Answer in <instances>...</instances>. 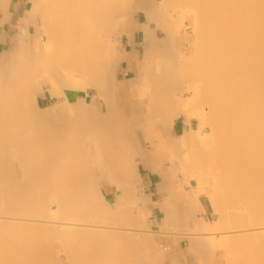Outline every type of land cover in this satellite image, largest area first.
I'll use <instances>...</instances> for the list:
<instances>
[{
	"label": "bare ground",
	"instance_id": "obj_1",
	"mask_svg": "<svg viewBox=\"0 0 264 264\" xmlns=\"http://www.w3.org/2000/svg\"><path fill=\"white\" fill-rule=\"evenodd\" d=\"M10 1L0 0V20ZM135 14L144 15L145 54L137 97L117 113L115 34ZM23 21L14 56L0 64V264H214L213 235L221 229H229L223 240L239 246L240 264H264V0H33ZM192 40L182 62L177 46ZM170 82L175 92L187 82L185 93L173 94ZM45 94L64 108L40 109ZM198 107L204 122L213 117L205 149L202 130L169 137L173 123ZM151 131L159 145L148 153L140 142ZM160 149L207 168L208 178L205 170L192 174L199 183L193 195L178 197L213 200L215 190L222 224L190 221L187 234L195 233L168 244L129 229L137 215L106 206L98 165L118 180L128 208L130 176ZM15 160L23 166L20 183ZM94 216L105 218L101 226ZM174 222L167 214L157 233Z\"/></svg>",
	"mask_w": 264,
	"mask_h": 264
},
{
	"label": "crops",
	"instance_id": "obj_2",
	"mask_svg": "<svg viewBox=\"0 0 264 264\" xmlns=\"http://www.w3.org/2000/svg\"><path fill=\"white\" fill-rule=\"evenodd\" d=\"M32 7L33 0H11L5 12H3V16L0 20V60H5L14 56V52L16 50L15 41L18 35L17 32H19L18 29L20 30L19 26H26V24L23 23L25 22L23 21V18L27 16V13L32 9ZM133 20H136L134 21L136 22V25ZM142 23L143 22L140 17L135 14L130 26L121 34L120 41L115 47L117 61L114 65V77L117 82V89L116 96L114 98V105L117 113L124 112V108L127 109V106L132 101V97H135V90L132 84L135 83V79L140 72L141 63L145 54V36L144 32L139 28ZM28 29L31 37H34L35 26L30 20ZM38 98L37 103L38 106L40 105L39 108L42 110L56 105L60 108H64L63 101L59 98H52L47 94L39 96ZM98 103L99 107L103 106L101 101ZM186 120L187 117L185 115H181L173 123L169 136L172 140L183 137L190 130H195V120H189V123H186ZM153 134L154 133L151 131V134H149L146 138H142L140 142L143 146L146 144L144 147L149 152L152 151V145H159V142L157 141L158 139ZM179 159H181L180 161L184 163V155H180L179 158H173L160 149L159 153H155L151 159L147 156L144 157V163H139L137 166V177L140 179L138 188L142 196L140 209L149 225H151L152 228L159 230L161 225L164 223L167 214H171L173 222L175 218H178L173 223L176 227L173 224H170L172 227L169 225L170 228L167 232L168 239L165 238L168 244H174L175 241L177 242L175 235H181L184 233L182 230H190L192 227L190 221L210 224V217L212 216L209 207L203 201V196L198 197L190 204H186L185 202L179 200L178 196L193 195L195 191L193 180L191 181L186 177L184 170L185 167ZM158 163L160 164L158 165ZM98 175L100 191L104 199L108 201L109 204L117 205L123 198V192L118 189V180L110 177L109 172L103 164L98 165ZM214 224L215 216L213 212V225ZM217 239V236H213V257L215 260L217 259L213 262L214 264L218 263L217 250L219 246L217 245ZM193 263L194 262H192L191 259L188 260V264Z\"/></svg>",
	"mask_w": 264,
	"mask_h": 264
},
{
	"label": "rangeland",
	"instance_id": "obj_3",
	"mask_svg": "<svg viewBox=\"0 0 264 264\" xmlns=\"http://www.w3.org/2000/svg\"><path fill=\"white\" fill-rule=\"evenodd\" d=\"M140 19H141V21L142 22H144V15L143 14H141L140 15ZM134 21H136V20H133V22ZM134 24L136 25V22H134ZM183 32H185V30H183ZM188 35H190V36H192L191 35V33L189 32V34ZM117 36V37H116ZM120 36V37H119ZM17 37H18V35H17ZM17 37H16V39H17ZM121 38V35L119 34H115V39H116V42L115 43H119V39ZM116 44V45H117ZM193 45V40L190 42V43H182V44H180V45H178L177 46V52H178V54H179V57L182 59V62H185V61H188V54H190L189 52V50H190V46H191V50H192V45ZM116 45H115V47H116ZM187 58V59H186ZM194 58H196V57H194ZM10 59L11 58H8V59H5V60H0V64H5V63H7L8 61H10ZM115 83H116V85H117V82H116V79H115ZM172 87H173V89H174V84H173V82H170L169 83ZM133 86H135L136 84L135 83H133L132 84ZM169 85V86H170ZM182 85V86H181ZM181 85H180V89L178 88V90H177V92H178V95L180 94V93H182L183 91H185L186 90V87H187V82H183V83H181ZM117 87V86H116ZM171 88V87H170ZM172 89V88H171ZM173 89H172V92H173V94H176L177 95V92H175V89H174V91H173ZM136 91V90H135ZM185 92H183L182 94H184ZM135 96H136V92H135V94H134ZM187 96H186V98H188V99H190L191 98V95L190 94H186ZM137 97V96H136ZM88 109H89V111H92V109H93V103H95V100L93 99V95L92 94H90V96L88 97ZM203 104V102L201 103V105ZM205 104V103H204ZM200 109H201V107H198V108H196L195 109V111H194V113L193 112H191V115H186L185 114V116L186 117H188L189 116V118L192 120H195V122H196V126H195V130L194 131H201L202 130V134H201V137H202V140L200 141V146L199 147H201V148H203V149H205L206 148V143H207V141L209 140V135H210V132H211V130H210V127L211 126H209V123H208V121L210 120H206L207 121V123H208V125H207V123L206 122H204V119H203V117L201 118V116L199 115L201 112H200ZM201 110H203L202 112H203V115H204V113H205V118H207L208 116H210V114L208 113V112H210V105H209V110H208V106L206 105V106H204V109H203V107H202V109ZM199 112V113H198ZM207 112V113H206ZM212 112V111H211ZM213 113V112H212ZM197 114H198V116H197ZM196 116H197V118H198V120L196 119ZM200 116V117H199ZM202 119V121H201V119ZM211 118V117H210ZM59 121H61V120H59ZM199 121V122H198ZM213 122V117H212V119L210 120V122ZM202 124V125H201ZM203 124H204V126H203ZM206 124V125H205ZM202 126V127H201ZM199 129V130H198ZM147 152L149 153V151L147 150ZM3 162H4V168H5V170L6 171H8V170H11L10 168L8 169V161L7 160H3ZM21 163V162H20ZM19 163V161H17V160H15L14 161V178H13V180L15 181V182H22V173H23V169H21V168H23V166L22 167H20L22 164H20ZM194 164V162H186V159L184 158V163H183V165L184 164H188L189 165V167L188 168H191V167H194V168H196V169H194V168H192V169H194L193 171H191V169L189 170V171H187V170H185L187 167L184 165V167H185V175H186V177L189 179V180H193V186H194V189H196L197 187H198V185H199V183H197L198 181H196V178H194L193 176L194 175H192L193 173H195V175H197V172L198 171H206L207 170V168L204 166V165H202L201 164V168H199L198 169V166H196V165H198V164H196V162H195V166L193 165ZM197 163H199V162H197ZM201 163V162H200ZM199 163V164H200ZM204 163V162H203ZM205 164V163H204ZM3 167V166H2ZM205 168V169H204ZM8 169V170H7ZM197 169H198V171H197ZM187 171V172H186ZM204 171V172H205ZM192 175V177L194 178V179H191L192 177H191V175ZM208 171H206V173H205V177H202L204 174L202 173L199 177H202V178H208ZM199 175V174H198ZM131 177V181H130V190H131V201H130V204L131 205H129L130 207H121V205H122V203L124 202V201H119V203L117 204V205H113V204H109L108 203V201H106L105 199H103V201L105 202V204H106V206L109 208V209H111V211H119L120 212V214H125V212L126 213H128V212H131L134 216L135 215H137V216H135V217H138L137 219H139V224H138V220L136 219V221L134 222V224H131L129 227H132V228H129V229H131V230H135L136 228L137 229H139L140 228V231H143V235L144 236H151L152 237V239H157V238H166V239H168V235H167V232H168V230H169V228L167 229V230H163V233L162 234H160V233H157V232H160L159 230H156L155 228H152L151 227V225H149V223H148V221L144 218V215H143V213H142V211H141V209H140V203L142 202L141 200H139L140 198H142V196H141V192H140V190H139V188H138V184H139V179H138V177L135 175V176H130ZM135 189V194H134V189ZM100 189V188H99ZM214 189V188H213ZM0 191H2L3 192V188L1 187V184H0ZM1 192V193H2ZM100 193H101V191H100ZM4 194V193H3ZM138 194V195H137ZM5 195V194H4ZM102 195V194H101ZM216 195V192H215V190H213V200H212V198L210 197L209 198V195L208 194H204V195H202L203 196V201H204V203H206L207 204V206L209 207V210H210V212H211V214H212V216L210 217V224L209 225H211V226H213V212H214V216H215V224L214 225H216V224H222V221H220L219 220V213H218V209H216L217 207H218V205L217 204H215L217 201L215 200V198H214V196ZM0 196H3V195H1L0 194ZM103 196V195H102ZM136 197H137V199H136ZM139 197V198H138ZM104 198V197H103ZM121 198H122V196H121ZM120 198V199H121ZM2 198H0V200H1ZM6 201V198L4 197L2 200H1V202L2 201ZM179 200H180V198H179ZM135 202V203H134ZM1 204V203H0ZM4 204V203H3ZM101 204H102V202H101ZM215 205H216V208H215ZM242 209V208H241ZM123 210H125L123 213H122V211ZM132 210H133V212H132ZM129 214V213H128ZM92 217V216H91ZM95 218H93L92 220L94 221L95 220V222H97V225H99L100 224V226L102 225L101 223H102V221H104V219L105 218H102V216H94ZM224 218H225V214H224V216H223ZM220 218H222V217H220ZM222 220H223V218H222ZM225 220H226V218H225ZM91 222V219H89V223ZM105 222L107 223H110L109 222V220L108 219H106L105 220ZM94 222H92V224L90 223V225H95V223L93 224ZM104 223V222H103ZM228 223V222H227ZM136 224H138V225H136ZM141 224H143L144 225V227H143V225L141 226ZM104 225H105V223H104ZM104 225H103V227H104ZM126 225V224H125ZM134 225H136V226H134ZM226 225V224H225ZM121 226V225H120ZM221 226V225H220ZM224 226V225H223ZM229 226V228L231 227L230 225H228ZM115 227H119V226H115ZM123 229L124 228V225L122 226V227H120V229ZM147 228H149V229H147ZM224 228V227H223ZM125 229H128V227L126 226L125 227ZM136 229V230H137ZM144 229H145V231H144ZM147 230V231H146ZM150 230V231H149ZM229 230V229H228ZM227 230V232L226 231H223L222 229L221 230H218V231H216L214 234L215 235H213V236H217L218 237V243H217V245L219 246V248H218V250H217V258H218V262H219V264H240L239 263V258H238V256H237V254H238V248H239V246L237 245V244H235L234 242L232 243V242H230V241H226V240H223L222 239V237H220V235L221 234H226V233H228L229 231ZM185 231V230H184ZM153 232H154V234H156V235H152L153 234ZM187 232H188V230H186V232H184V233H182L181 235L179 234L178 236L177 235H175V236H177L176 237V239L177 240H183V238H184V240H187V238L189 237V236H191L190 234H192V233H195V232H189L190 234H187ZM187 235H186V234ZM151 234V235H150ZM185 235V236H184ZM188 236V237H187ZM150 237V238H151ZM185 237H187L186 239H185ZM170 243V242H169ZM175 244H177L176 243V241H175ZM256 251H261V248L260 249H257ZM219 258H220V260H219Z\"/></svg>",
	"mask_w": 264,
	"mask_h": 264
}]
</instances>
